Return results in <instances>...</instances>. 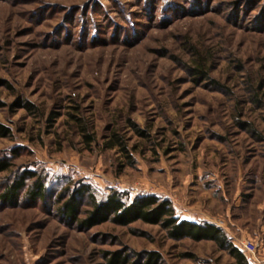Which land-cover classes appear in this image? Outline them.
Segmentation results:
<instances>
[{"label":"rangeland","instance_id":"rangeland-1","mask_svg":"<svg viewBox=\"0 0 264 264\" xmlns=\"http://www.w3.org/2000/svg\"><path fill=\"white\" fill-rule=\"evenodd\" d=\"M0 126V264H109L112 252L127 264L150 252L157 264H239L156 224L85 227L90 202L75 219L55 197L69 180L99 200L169 198L236 246L257 241L249 261L264 259V0H0ZM114 134L132 164L107 147ZM24 171L54 192L33 199L27 180L1 198Z\"/></svg>","mask_w":264,"mask_h":264},{"label":"trees","instance_id":"trees-1","mask_svg":"<svg viewBox=\"0 0 264 264\" xmlns=\"http://www.w3.org/2000/svg\"><path fill=\"white\" fill-rule=\"evenodd\" d=\"M199 74H203L202 69H197ZM76 121L80 135L86 146L90 147L95 142V135L90 133L88 127L83 123L82 119L76 115H71ZM142 136L144 132L136 130ZM9 131L4 126H0V136H9ZM108 148L118 147L125 154L129 163H133L132 155L123 139L114 134L107 143ZM10 164L7 161L0 162V173L8 170ZM70 179L69 177L67 178ZM31 182L28 196L33 199L45 200L47 191L54 192L52 189H47V180L44 174L36 171H24L20 179L14 185L8 186L2 193L1 198L9 201L13 199L21 189L25 188L26 181ZM72 181L62 188L55 197L62 202L60 206L61 212L68 217L75 218L78 214V203L80 200L87 199L90 202L91 208L88 215L81 221L83 226L91 227L95 224L111 220L120 225H128L135 221H143L149 224L161 226L167 232L168 237L180 240L190 238L195 241L213 240L221 249L228 250L235 257L239 264H249V258L244 250L238 245H234L229 241L227 234L217 225L210 222H198L182 219L176 214L173 202L166 197H161L156 194L137 195L133 199H129L125 194L118 190H110L104 199H97L93 187L88 183H79L76 190L71 188ZM77 186V185H76ZM56 189V188H55ZM67 196V197H66ZM109 264H127L129 255L126 253H109ZM159 254L155 252L146 253L142 258L141 264H157ZM139 263L138 261L135 262ZM134 263V264H135Z\"/></svg>","mask_w":264,"mask_h":264},{"label":"built area","instance_id":"built-area-1","mask_svg":"<svg viewBox=\"0 0 264 264\" xmlns=\"http://www.w3.org/2000/svg\"><path fill=\"white\" fill-rule=\"evenodd\" d=\"M241 248L244 250V252L247 255H250L252 257H255L259 250V243L257 241H253L251 239H244L241 243ZM256 262L260 264H264V260L262 259H256Z\"/></svg>","mask_w":264,"mask_h":264},{"label":"crops","instance_id":"crops-1","mask_svg":"<svg viewBox=\"0 0 264 264\" xmlns=\"http://www.w3.org/2000/svg\"><path fill=\"white\" fill-rule=\"evenodd\" d=\"M244 239H246V238H244ZM244 239H242V240L240 241V244L238 245L239 247H242V246H241V243H242V241H243ZM247 256L249 257L250 255H247ZM250 257H252V256H250ZM262 260H264V259H262ZM249 264H260V263H258V262H253V261H249Z\"/></svg>","mask_w":264,"mask_h":264}]
</instances>
